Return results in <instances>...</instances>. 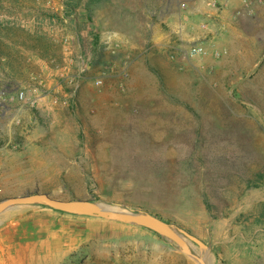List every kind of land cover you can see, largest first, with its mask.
Returning a JSON list of instances; mask_svg holds the SVG:
<instances>
[{"label":"rangeland","instance_id":"rangeland-1","mask_svg":"<svg viewBox=\"0 0 264 264\" xmlns=\"http://www.w3.org/2000/svg\"><path fill=\"white\" fill-rule=\"evenodd\" d=\"M181 1L0 0L11 52L0 62V200L40 191L148 212L204 241L210 264H264V0H240L225 25L214 1L205 34L197 0ZM183 13L181 39L170 26ZM197 45L202 61L188 55ZM14 208L5 224L24 217ZM25 214V228L62 230L16 246V264H198L142 226ZM11 236L31 237L15 226Z\"/></svg>","mask_w":264,"mask_h":264},{"label":"water","instance_id":"water-1","mask_svg":"<svg viewBox=\"0 0 264 264\" xmlns=\"http://www.w3.org/2000/svg\"><path fill=\"white\" fill-rule=\"evenodd\" d=\"M41 204L52 209L79 215L98 217L106 220L117 221L125 224H133L150 229L157 234L175 242L180 251L191 257L198 264H210V248L197 236L187 230L176 227L173 224L148 212H136L123 209L117 205L97 202L92 199H60L51 196L47 192L34 191L17 196H8L0 200V213L18 205ZM188 241L196 244L200 254H196Z\"/></svg>","mask_w":264,"mask_h":264},{"label":"crops","instance_id":"crops-1","mask_svg":"<svg viewBox=\"0 0 264 264\" xmlns=\"http://www.w3.org/2000/svg\"><path fill=\"white\" fill-rule=\"evenodd\" d=\"M114 1V0H112ZM170 0H153V3L156 4H162V3H169ZM188 0H182L181 2H187ZM214 1L216 3H219L220 6L222 7V10L219 11L218 17H219V21L225 25V21L227 19L228 13L230 15V13H232V11L230 12V9H232L233 5H236L239 3L240 0H197L198 4H199V9L202 10L201 14L204 15L203 20L198 17L199 21H203L204 23L202 24V34L206 32L205 29V23L207 20H209L212 16H209L211 14H214L213 12L217 11V8L213 7V3ZM260 1V0H259ZM189 2V1H188ZM152 11H154L153 7H150V9H148V12L151 13ZM151 15L152 18H154V20L152 19L150 21V25L148 26V30H150V33H154L155 30V25L153 24L154 21L157 19V15H155V13L149 14ZM149 17V18H151ZM171 20L173 19H169L167 18V25L170 26L171 25ZM186 21H187V16L183 13L181 16H179L178 20H177V24L174 25L173 23V27L171 28L170 26V33L175 31V29L178 30L179 32V36L181 39L185 38V29L187 28L186 25ZM177 26V27H176ZM197 27H199V25H197ZM141 28V27H140ZM154 45L160 46L162 45V43H160L157 39L156 36L154 37ZM167 46H170L169 43L165 44ZM171 46H173L171 44ZM178 50V48H177ZM179 50H182L181 48H179ZM132 51V50H131ZM183 51V50H182ZM120 52V51H119ZM185 53V51L183 52ZM185 56V55H184ZM205 57V56H204ZM193 58L195 60L198 61H202L203 58ZM186 58V57H185ZM187 61V60H186ZM126 62H124L125 64ZM48 193V192H47ZM16 208L10 210V212H16L17 213H21L24 214V217L13 221L12 223H8L5 224V219L8 217L7 215V211L6 212H2L0 214V264H16L17 260H19V262L21 263L24 259V257H22L21 255L18 256V259L16 260V246H19L20 250L21 248L26 247V249H29V246L31 247V245H34L33 247H35V245H45L46 241L49 240H56L58 241V237L61 234V230L62 229H58V228H46V227H42L40 226L39 228H32V229H28L25 228L23 226L20 225L19 220H23V218H25L26 214L30 211H42L45 214L48 215H52L54 218H59V219H64V220H72V216H75L74 214H69V213H56V211H52V209H48L47 207H42L39 205H18V206H14ZM30 216H33V212L30 213ZM12 226H15V230L16 232L21 233V232H28V234H30V238L28 241L24 242V245L22 244V242H16L15 240H13L12 236H11V232H12ZM30 230V231H28ZM45 232V233H42ZM27 234V233H26ZM21 238V237H20Z\"/></svg>","mask_w":264,"mask_h":264},{"label":"built area","instance_id":"built-area-1","mask_svg":"<svg viewBox=\"0 0 264 264\" xmlns=\"http://www.w3.org/2000/svg\"><path fill=\"white\" fill-rule=\"evenodd\" d=\"M188 55L191 58H202L206 55V51L203 47L201 46H193L191 47V49L188 51ZM95 84L97 86H100L102 84L101 80H96ZM12 99H16V100H25L26 95L23 91H20L17 95L11 97Z\"/></svg>","mask_w":264,"mask_h":264},{"label":"trees","instance_id":"trees-1","mask_svg":"<svg viewBox=\"0 0 264 264\" xmlns=\"http://www.w3.org/2000/svg\"><path fill=\"white\" fill-rule=\"evenodd\" d=\"M8 29H14V28L11 27V28H8ZM34 39H36L38 41L42 40L41 37H36ZM20 44L22 46H24V47L27 46V44L25 43V41L20 42ZM9 49H10V46L7 43H5L4 41H2L0 39V62L3 59L7 60V59H9V57H11V52L9 51ZM39 206L47 207V206H44V205H39ZM47 208H50V207H47ZM52 210H54L56 212H61V211H58V210H55V209H52ZM61 213H65V212H61Z\"/></svg>","mask_w":264,"mask_h":264}]
</instances>
